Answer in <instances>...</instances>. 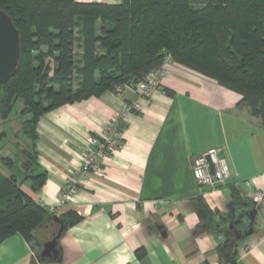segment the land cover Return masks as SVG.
I'll use <instances>...</instances> for the list:
<instances>
[{
    "label": "crops",
    "instance_id": "crops-1",
    "mask_svg": "<svg viewBox=\"0 0 264 264\" xmlns=\"http://www.w3.org/2000/svg\"><path fill=\"white\" fill-rule=\"evenodd\" d=\"M165 65L167 74L149 99L141 98L136 87L121 86L42 115L35 139L28 138L31 148L23 150L32 153L30 177L23 167L30 156L20 161L5 156L13 160L9 169L21 167L16 176L20 189L48 208L68 180L77 184L93 140L113 118L130 111L123 146L100 171L78 183L67 207L55 214L61 218L71 211L82 217L64 228L57 247L60 260L41 256L39 245L57 229L47 224L32 243L20 234L1 241L0 264H221L223 236L231 231L237 238L248 231L249 219L238 215L253 207L258 211L254 233L239 240L236 264H264V201L253 202V194L264 191L262 122L240 106L238 93L169 57ZM216 147L222 148L231 174L212 189L196 182L192 168L202 153ZM40 175L43 183L37 189L33 178ZM200 205L215 214L212 227L200 228Z\"/></svg>",
    "mask_w": 264,
    "mask_h": 264
},
{
    "label": "trees",
    "instance_id": "trees-1",
    "mask_svg": "<svg viewBox=\"0 0 264 264\" xmlns=\"http://www.w3.org/2000/svg\"><path fill=\"white\" fill-rule=\"evenodd\" d=\"M0 9L22 45L17 73L0 83V118L7 120L21 100L31 140L45 113L117 87L135 88L168 57L238 93L240 106L264 127V0H0ZM22 155L30 156L23 164L30 177L32 153ZM0 164L14 165L10 157ZM41 177L32 176L37 189ZM198 213L201 229L213 226L215 214L202 205ZM55 216L20 189L16 176L0 173V242L20 234L32 243L47 224L57 226L56 234ZM59 219L67 228L82 217L70 211ZM223 238L221 264H236L239 240L231 231Z\"/></svg>",
    "mask_w": 264,
    "mask_h": 264
},
{
    "label": "built area",
    "instance_id": "built-area-1",
    "mask_svg": "<svg viewBox=\"0 0 264 264\" xmlns=\"http://www.w3.org/2000/svg\"><path fill=\"white\" fill-rule=\"evenodd\" d=\"M167 74L164 64L158 69L149 72L136 86L140 97L149 99L159 90L161 80ZM139 111V105L134 106ZM130 111L122 113L109 122L101 132L98 139L93 140L94 148L88 150L83 156L82 167L77 174V184L83 182L91 172L100 171L103 161L114 154L123 146V133ZM196 182L203 187L217 189L229 179L231 170L228 159L223 155L222 148L216 147L202 153L192 168ZM77 184L67 181L57 197L56 203L48 207L51 214H58L67 207L72 196L78 191ZM264 201V191L257 190L253 194V202L256 206ZM223 241V239L221 240Z\"/></svg>",
    "mask_w": 264,
    "mask_h": 264
},
{
    "label": "water",
    "instance_id": "water-1",
    "mask_svg": "<svg viewBox=\"0 0 264 264\" xmlns=\"http://www.w3.org/2000/svg\"><path fill=\"white\" fill-rule=\"evenodd\" d=\"M21 38L20 33L15 27L12 19L0 9V83H4L12 78L18 70L21 59ZM253 207V203H249ZM257 209L255 207L249 211L243 210L239 212L238 216H246L250 222V228L244 234L237 235L238 240L245 239L254 233V223L257 217ZM55 221L61 224L58 232L51 238V240L40 244L42 257H48L53 260H60V254L57 249L59 239L64 231V224L55 216ZM233 229L234 225H230Z\"/></svg>",
    "mask_w": 264,
    "mask_h": 264
},
{
    "label": "rangeland",
    "instance_id": "rangeland-1",
    "mask_svg": "<svg viewBox=\"0 0 264 264\" xmlns=\"http://www.w3.org/2000/svg\"><path fill=\"white\" fill-rule=\"evenodd\" d=\"M22 109L23 102L18 100L9 119L5 121L0 118V158L9 155L11 158L20 161L22 158V151L31 148L30 145H28V136L24 131V122L27 116L24 117V115L21 114ZM10 148L11 150L9 151ZM1 166L0 173L6 177L10 175L18 176L21 171V167H16L11 170L3 164H1Z\"/></svg>",
    "mask_w": 264,
    "mask_h": 264
}]
</instances>
